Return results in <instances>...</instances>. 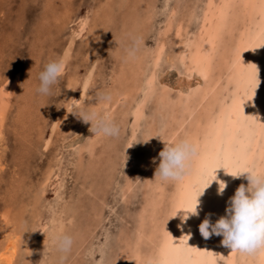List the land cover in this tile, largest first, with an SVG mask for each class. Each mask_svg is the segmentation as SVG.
<instances>
[{"label": "rangeland", "instance_id": "1", "mask_svg": "<svg viewBox=\"0 0 264 264\" xmlns=\"http://www.w3.org/2000/svg\"><path fill=\"white\" fill-rule=\"evenodd\" d=\"M140 1L122 0L123 4L119 6L116 4L119 0H107L108 3L106 0H0V92L12 95L6 105L4 125L0 128V245L6 240L7 232L18 233L23 245L19 252L21 264H119L117 259L124 255L120 250L125 247L123 242L130 237L136 239L138 215L148 192L159 193V189L154 187L159 182L154 173L160 163L159 153L164 148L161 150L160 145L148 141L145 132L147 124L154 123L153 103L148 104L147 116L128 150L133 118L130 114L125 115L129 109L128 102L118 100L115 105L119 114L112 119L120 134L115 138L102 137L95 149L99 157L94 159L84 148L91 133L90 122H84L69 112L73 106L69 84L72 83L78 95L84 80L91 77L90 88L77 104L79 108L88 110L97 93H104L114 85L113 78H117L121 68L119 64L129 60L128 50L133 45L135 49L141 44L147 51L155 49L156 37L161 36L159 33L164 30L172 8L177 10L175 18L184 20L191 35L199 26V15L204 5V0ZM111 4L116 5L112 7ZM151 5L155 11L148 19L149 8L146 6ZM192 10L197 15L188 19ZM105 11H114V14L107 16L103 14ZM135 14L138 19H144L143 23L140 24L136 18L132 23L131 18L128 21L127 17H135ZM86 16H90L91 21L82 32L80 23ZM174 30L163 35L166 54L172 56L178 40ZM66 54L65 70L52 86L51 94L40 95L37 92L39 73L48 62L61 59ZM159 71V84L164 83L172 89L173 96H177L180 85L186 89L188 83L195 85L199 79L188 80L179 63L169 66L165 61ZM111 104L113 106L114 102ZM159 114L156 116L157 124H161L163 119V114ZM71 142L75 145H68ZM149 156L155 158L154 163L153 160L150 162ZM90 162L97 166H90ZM129 178L132 186L124 194ZM163 185L170 188L173 180ZM4 215H8L10 222H5ZM60 220L65 223L60 234L75 235H70L73 245L68 252H61L53 243L54 236L50 235L51 228ZM44 223H48L47 226ZM79 232L81 239L76 237ZM28 242L32 248L27 250L25 243Z\"/></svg>", "mask_w": 264, "mask_h": 264}, {"label": "bare ground", "instance_id": "2", "mask_svg": "<svg viewBox=\"0 0 264 264\" xmlns=\"http://www.w3.org/2000/svg\"><path fill=\"white\" fill-rule=\"evenodd\" d=\"M116 4L121 6L123 2L119 0ZM116 4L110 6L113 7ZM148 4L150 3L146 5ZM103 6L105 7L104 4ZM146 8H149L147 18L151 19L155 11L154 6H146ZM108 10H111V7ZM176 11V8H172L166 21L164 20L166 26L163 31L161 29L159 33L161 36L156 37L158 41L154 50L148 49L149 51H147L141 44L140 48L135 49L133 56H127L129 60L124 59L125 61L119 64L121 68L116 76L117 78L115 80L113 78L114 85L108 90H104V94H107L110 99L107 102L97 103L94 96L95 98L91 100L88 107V110L95 109L98 112L103 109V114L113 118L119 114L115 103H118V100L128 102L129 109L125 110V115L129 116L130 114L133 118L132 134L128 141V147L126 145L129 150L138 128L147 116L148 104L153 103L155 117L160 113L163 114V116L161 115L163 119L161 124H157L158 117H156L157 120L154 117V123L147 124L148 128L145 131L147 136L146 134L145 136L148 141L157 143L162 150L166 144L171 145L180 140L188 139L197 148V154L191 161L190 172L187 175L180 180H173V186H169L170 188H164V183L158 182L154 186L156 190L159 189V193L156 195L148 192L142 210L138 215L139 220L135 228L136 239L133 240L130 237L127 240L128 242H123L125 247L120 250L124 255H120L119 259L115 258L120 262L119 264H149V262L151 264H264V253L255 255L234 253L231 252L230 248L221 245L222 236L213 235L206 240L199 232V224L206 217L214 223L220 216L225 215L229 198L234 195L240 184L247 185L248 183L246 174L239 178H233L226 172L231 173L240 168L264 170V46H262L264 45V0H204L202 11L199 12V26L196 31L190 32L191 35L187 31V26L184 25V20L175 18ZM107 12L105 11L103 14L107 16L114 14V11ZM195 15L197 14L193 10L190 11L188 19ZM133 16L129 15L127 17L128 21L131 18L130 23L135 18L140 24L144 20L142 17L138 19L136 14L135 17ZM89 17L86 16L82 22L80 21L82 32L91 21ZM133 25L135 24L133 23ZM143 28L145 29V27ZM146 28L148 29V26ZM171 29H175L178 39L174 56L166 54V42L163 37ZM173 44L175 45V43ZM129 47L127 48L129 49ZM67 56L68 54L61 58L65 65ZM165 61L169 63V66H175L179 63L188 80L189 78L199 79L195 85H192V82L188 83L186 89L180 85L179 88L177 87V96H173L172 89L165 86L166 84H159L158 82L160 81L158 79L159 70ZM251 66L255 68V87H252L253 73ZM90 79L91 77L88 76L84 80L78 95H76L72 83L69 84L71 105L79 104L85 97L86 91L90 88ZM73 82L75 81L73 80ZM173 89L176 90L175 87ZM10 94L0 92V128H2L6 118V105L12 96ZM130 97H133V100L129 101ZM111 101L114 102L113 106ZM64 115L66 114L64 113ZM117 117L119 118V116ZM122 122L124 123V120ZM181 132L182 134L179 135ZM89 135L84 148L91 153L92 159L98 158L95 149L96 144L102 137H96L92 132ZM68 145H75V143L71 142ZM82 156H79L81 162H83ZM149 158L151 162L153 159L151 156ZM144 160L146 161L145 158ZM213 164H218L219 166L216 168L219 169L215 168V173L212 174L216 176V179L212 183L211 180L208 181L211 184L198 198V215L189 214L186 223L182 224L181 218L185 215V212L184 210H178L175 216V210L188 203L194 190L207 178V171ZM91 165H96V163L90 162ZM224 165L228 167L225 168ZM0 168L2 167L0 166ZM79 181L81 180L79 179ZM220 181L226 184L222 195H218ZM126 183L124 194L132 186L130 178ZM150 184L149 180L148 185ZM4 217L5 222L9 221L8 215H4ZM69 219L71 218L69 217ZM44 224L47 226L48 223ZM64 224L60 220L53 229L51 228L50 235L55 237L60 234L63 226H65ZM7 233L6 240L0 245V264H21L19 252H21L20 246L23 245H21L19 239L20 235L16 232ZM80 234L79 232L76 237L80 238ZM70 235L75 237L72 233ZM25 247L27 250L32 248L29 247V242L25 243Z\"/></svg>", "mask_w": 264, "mask_h": 264}, {"label": "clouds", "instance_id": "3", "mask_svg": "<svg viewBox=\"0 0 264 264\" xmlns=\"http://www.w3.org/2000/svg\"><path fill=\"white\" fill-rule=\"evenodd\" d=\"M134 53L135 45L128 50L129 56H133ZM64 70L65 63L63 59L48 62L39 73L37 92L43 96L50 95L52 86L58 82ZM95 97L97 103L107 102L110 99L104 93H97ZM69 112L82 118L84 122H90V131L96 137L115 138L120 134L119 127L107 114L98 112L95 109L85 110L77 105H73L72 110ZM196 154V146L188 139L180 140L172 145L166 144L159 153L160 163L155 170L154 178L161 183L182 179L190 172L191 161ZM154 162L155 158H153ZM216 169H214V173ZM226 173L233 178H239L246 174L248 183L247 185L240 184L234 195L229 198L225 215L220 216L214 223L206 217L199 224V232L206 240L213 235L222 236L221 245L230 248L231 252L234 253L247 255L264 253V170L244 168L236 171L235 174L232 172ZM215 179L216 176H214V179L209 180L212 183ZM210 184L207 183V186L199 191L192 210H187L184 207L175 210V216L178 210H184L185 215L181 218L182 224L186 223L189 214L198 215V198ZM219 184L218 195H222L226 184L223 181H220ZM53 243L61 252H68L73 245V238L70 235L61 233L54 237Z\"/></svg>", "mask_w": 264, "mask_h": 264}, {"label": "snow or ice", "instance_id": "4", "mask_svg": "<svg viewBox=\"0 0 264 264\" xmlns=\"http://www.w3.org/2000/svg\"><path fill=\"white\" fill-rule=\"evenodd\" d=\"M251 67H252V73H253V75H252V87H255V68H254V66H251ZM218 166H219L218 164H213L212 166L209 167V169L207 171V178H205L201 182L200 186L194 190L193 194L190 196V198L188 200V203L186 205H181V207H184L187 210L193 209V206L195 203V198H196L197 194L208 183L209 179H214V175L212 173L214 172V169ZM224 167L227 168L228 166L224 165ZM242 169H244V168L234 170V171H232V173L235 174L236 171L242 170Z\"/></svg>", "mask_w": 264, "mask_h": 264}]
</instances>
